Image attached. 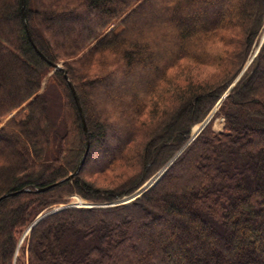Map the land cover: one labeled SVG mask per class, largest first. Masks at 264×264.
<instances>
[{"label": "trees", "instance_id": "obj_1", "mask_svg": "<svg viewBox=\"0 0 264 264\" xmlns=\"http://www.w3.org/2000/svg\"><path fill=\"white\" fill-rule=\"evenodd\" d=\"M263 22L264 0H25V22L22 0H0V199L28 189L0 201V264L43 212L129 196L165 166ZM219 113L223 131L132 204L45 217L16 264H264V47Z\"/></svg>", "mask_w": 264, "mask_h": 264}, {"label": "rangeland", "instance_id": "obj_2", "mask_svg": "<svg viewBox=\"0 0 264 264\" xmlns=\"http://www.w3.org/2000/svg\"><path fill=\"white\" fill-rule=\"evenodd\" d=\"M153 41V40H152ZM157 47H158V45L157 44H155L154 43V41L152 42V45H151V48H152V50L154 51V50H157ZM252 53H253V56L256 54L254 51H252ZM251 53V54H252ZM251 65V64H250ZM250 65L247 67V70H248V68L250 67ZM246 70V71H247ZM209 74H210V72H209ZM214 73L213 72H211V75H213ZM209 76V75H208ZM46 83V82H45ZM45 85V84H44ZM110 91V90H109ZM227 92V90L225 91V92H223V94L225 95V93ZM53 93H54V90H53ZM222 94V96H221V98L219 99V100H217V102H216V104L215 105H213L212 107H211V109H210V111H209V113L207 114V116H205L204 117V119H202L201 121H203V120H205V119H207V117L210 115V118H209V120H208V122L206 123V125H205V127L200 131V133L198 134V136L194 139V140H192L191 142H189V140L191 139V137H192V134H193V129H194V126H196L197 124H199V122H201V121H199V122H197L194 126H192V128H191V132H190V135H189V137L187 138V140H186V142L181 146V148L179 149V151L175 154V155H177L183 148H184V146H186L188 143V147L186 148V150L189 148V146H191L192 145V143L200 136V134L207 128V127H211L214 131H216V132H222L223 131V129H224V126H225V120H224V117L222 116V115H220V113H219V110H220V107L222 106V103H223V101H224V95ZM94 95V94H93ZM92 97V96H91ZM52 104H53V106H52V108H53V112L51 113V116H52V125H56V123H58V122H60V115H61V97H59V96H55L53 99H52ZM17 111L18 110H14L12 113H10L9 115H7L4 119H3V124H6L7 122H8V120H10L13 116H15L16 114H17ZM105 113V115H107V112H104V110L103 109H101L100 108V106H96V115H98V114H100V115H103ZM58 130V129H57ZM60 130V129H59ZM185 150V151H186ZM184 151V152H185ZM183 152V153H184ZM183 153H181L180 155H179V157L183 154ZM175 155L171 158V159H169V161L167 162V164L165 165V166H163L158 172H156L155 174H153L152 175V177L149 179V180H151L152 178H154L155 176H157L160 172H161V170H163V168L164 167H166L168 164H169V162L175 157ZM179 157H177L176 158V160H174L173 161V164L178 160V158ZM100 161H102V159L101 158H99L98 157V155L97 154H95L92 158H91V165H96L97 163H99ZM173 164L171 165V166H168L166 169H164L163 171H162V173H167L168 171H169V169L173 166ZM166 171V172H165ZM161 173V174H162ZM160 174V175H161ZM164 174V175H165ZM109 176V175H108ZM112 176L110 175V178H111ZM106 178V179H105ZM163 178V177H162ZM161 178V179H162ZM103 179L104 180H102V183H105L106 181H107V179H108V177H103ZM158 179V178H157ZM160 179V180H161ZM148 180V181H149ZM147 181V182H148ZM147 182H145L144 184H146ZM154 183H156V182H154ZM158 183V182H157ZM156 183V184H157ZM143 184V185H144ZM155 184V185H156ZM111 185V184H110ZM143 185L142 186H140L138 189H141L142 187H143ZM137 191V190H136ZM136 191H134V192H132V194L133 193H135ZM149 191V190H148ZM148 191H146V192H148ZM145 192V193H146ZM132 194H130V195H132ZM129 195V196H130ZM72 198V201H70L69 203H74V202H79V201H84V202H86V203H98V202H92V201H87V200H85V199H83V198H81V197H79V196H77V195H74V196H72L71 197ZM135 201V200H134ZM133 201V202H134ZM133 202H131V203H128L127 205H130V204H132ZM101 204V203H100ZM71 205V204H70ZM126 206V205H125ZM65 209H67V208H65ZM64 210V209H63ZM50 211V210H49ZM42 214H44V212L42 213ZM41 214V215H42ZM40 217V215L38 216V218ZM37 220V219H36ZM35 220V221H36ZM43 220V219H42ZM34 221V222H35ZM30 226H32V224L31 225H29L28 227H27V229H25L24 230V233L21 235V237H20V239H19V244H18V247H17V249H16V252H15V255H14V260H13V264H16V262H17V258L19 257V255L21 254V249H22V247H28V243H27V240L29 239V237H30V234H31V232L32 231H30ZM23 258V257H22ZM24 258H25V260L27 261L28 260V254H27V256L25 255L24 256ZM24 260V259H23Z\"/></svg>", "mask_w": 264, "mask_h": 264}, {"label": "bare ground", "instance_id": "obj_3", "mask_svg": "<svg viewBox=\"0 0 264 264\" xmlns=\"http://www.w3.org/2000/svg\"><path fill=\"white\" fill-rule=\"evenodd\" d=\"M263 47H264V22H263L262 27L256 33V38H255V41H254V48H253V51L256 54L253 56V53L251 52L252 54H250L247 57V59H246L245 63L243 64L241 70L239 71V73L235 77L234 81L229 85L227 91H229L230 89H233L235 84H237L240 81L239 79L242 78L243 75L246 73L247 67L254 62L255 58L257 57V55L259 54V52L262 50ZM209 118H210V115L207 117V119L199 122V124L194 126L193 134H192V137L189 140V142H191L192 140H194L198 136L200 131L205 127V125L208 122ZM188 144L186 146H184V148L177 155H175V157L169 162V164L166 167L163 168V170L166 169L168 166H170L172 164V162L174 161V159L176 157H179V155L186 150V148L188 147ZM163 170H161V172L157 176H155L154 178L149 180L146 184H144L141 189H138L135 193H133L130 196H125V197H122V198L115 199V200H113L111 202H105V203H101V204L100 203H97V204L96 203H91L90 204V203H86L84 201H79V202H74V203L57 205V206L53 207L52 209H50L49 212L51 213V215H53V214H56V213L62 211L65 208H84V209L86 208V209H92V208H113V207L125 206L128 203H131L134 200L138 199L137 197L140 194H142V192L144 190H146L147 188L149 189L154 184V182L157 180V178L160 176V174L162 173ZM35 226H32V228H30V231H32Z\"/></svg>", "mask_w": 264, "mask_h": 264}, {"label": "water", "instance_id": "obj_4", "mask_svg": "<svg viewBox=\"0 0 264 264\" xmlns=\"http://www.w3.org/2000/svg\"><path fill=\"white\" fill-rule=\"evenodd\" d=\"M22 11H23V19H24V22H25V0H22ZM26 29H27V31H28V34L30 35V33H29V29H28L27 25H26ZM30 38H31V37H30ZM31 40H32V39H31ZM34 47H35L36 51L39 53V55H40L43 59H45V60L47 61V58H46V57H45V56L39 51V49L36 47L35 44H34ZM259 51H260V50H259ZM52 66H53V68H54L55 71H56V70H63V67H62L61 64L52 63ZM65 73H66V72H65ZM65 78L68 79L67 74H65ZM240 79H241V78H240ZM240 79H239V80H240ZM236 85H237V84H235V86H236ZM71 86H72V84H71ZM235 86H234V87H235ZM231 90H232V89H230L229 91H227V93L224 95V100L229 96ZM72 91H73V93H74V95H75L76 100H77L78 103H79V100H78L77 94H76L75 89L73 88V86H72ZM80 110H81V108H80ZM81 114H82L83 122H84V125H85L86 134H87V136H88V131H87V127H86V124H85V118H84V114H83L82 110H81ZM88 152H89V147L87 148V150H86L84 156L82 157L81 161L79 162V165H78V167H77L75 173L71 174L69 178H73L74 176H76V175L80 172L81 168L83 167V165H84V163H85V160H86V158H87ZM176 158H177V157H176ZM176 158H175V159H176ZM175 159H174V160H175ZM172 164H173V162H172ZM172 164H171V165H172ZM171 165H170V166H171ZM168 168H169V167H168ZM166 170H167V169H166ZM165 172H166V171H165ZM164 174H165V173H162V174L158 177V179H157L155 182H156V183L159 182L160 179L164 176ZM156 183H154L149 189L147 188L146 190H144V191L142 192V194H140L137 198H139V197L142 196L146 191H148V190H150L152 187H154ZM57 184H59V183H56V184L50 185V186L45 187V188L37 189L36 192L46 191V190H48V189H50V188L56 186ZM26 191H28V189H23L22 191H17V192H14V193L6 194V195H4V196L0 199V201H1L2 199L6 198V197L14 196V195L20 194L21 192H26ZM49 215H51V213H50L49 211L46 212V213H44V214H42V215H40V217L37 218V220L32 224V226H35L38 222L41 221V219H43L44 217L49 216ZM32 226H30V228H32Z\"/></svg>", "mask_w": 264, "mask_h": 264}]
</instances>
